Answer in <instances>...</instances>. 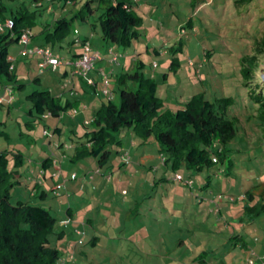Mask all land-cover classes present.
Returning a JSON list of instances; mask_svg holds the SVG:
<instances>
[{
    "label": "rangeland",
    "instance_id": "1",
    "mask_svg": "<svg viewBox=\"0 0 264 264\" xmlns=\"http://www.w3.org/2000/svg\"><path fill=\"white\" fill-rule=\"evenodd\" d=\"M32 1L21 0L27 4ZM85 1L67 5L64 11L63 2L55 0L53 11L40 19L54 21V15L59 14L72 21V15L82 10ZM135 2L143 18L138 28L142 36L126 49L115 48L119 61L123 62V68L110 78V82H115L110 88L115 91L116 103L120 104L122 89L117 84V75L134 72L137 69L135 60L139 64L143 61L145 66L140 70L158 81L165 111L177 112L181 103L202 93L213 103L233 98L235 103L229 109V117L239 121L238 137L229 146L233 168H229L228 161L200 174H192V189L179 186L172 182L174 174L159 165L160 161L150 164L157 165L156 171L140 166L146 149L138 138L134 139L137 141L134 146L133 138L123 132L118 138L125 141L124 159L136 165L127 166V162L117 155L121 146L111 147L113 154L109 166L104 168H100L99 160L95 158L76 166L69 160L71 155L64 157L60 166L69 179L70 200L55 204L50 195L46 202H32L47 207L57 216V229L66 231V237L61 246L55 238L53 242L60 246L67 259L74 258L71 264H250L253 260L255 264H264V217L253 222L243 212L247 205V201H243L246 193L252 191L259 196L264 191V126L259 120L264 108L262 100L256 101L264 97V0ZM50 5L51 2H45V8ZM102 13L103 10H99L88 22L77 20L71 25V35L55 52L65 65L74 52L82 50L80 43H70L92 33L91 48L104 50L101 52L104 54L106 44L101 41L100 26L95 30L92 27ZM42 28L39 25L34 32L39 33ZM12 51L16 62L23 63L21 47L15 45ZM29 66L23 64L20 67L18 86L25 87L18 89L16 86L14 100L8 91L10 82L4 81L0 85V100L4 101L0 105V123L11 135L10 140L0 139V151L8 148L23 150L27 157L37 160L40 151H36L41 146L45 147L42 155L45 160L51 155L59 157L62 151L72 149L73 140L77 142L86 132L96 130L95 126L86 125L82 113L91 95L82 93L77 96L79 99L70 98L79 101L74 106L80 107L76 109L80 114L76 119L70 114L64 115L60 121L64 135L53 138V142L62 143L64 147L56 148L55 143L49 144L50 137L44 136V131L49 126L52 133L58 125L57 120H44L34 128L28 127L27 123L32 121L28 115L32 107L28 96L45 87L58 94L61 89L57 80L64 66L56 74L47 67L44 75L39 74L38 67ZM246 70L251 73L247 74ZM37 77L43 79V87L34 84ZM103 87L101 83L99 93H103ZM96 99L107 101L104 96ZM62 103H68L66 96ZM73 129L76 135L71 133ZM22 131L26 137H21ZM158 145L151 140L147 148L155 150ZM88 163H95L93 169H89ZM9 170H14V162ZM73 172L77 174L76 180L72 179ZM179 174L186 179L191 173L180 170ZM85 181L89 185L83 190L80 186ZM33 187L32 182L27 196H24L25 186L15 188V201L19 197L30 200ZM45 187L48 186L39 190ZM69 207L73 209L72 220L67 214ZM95 235L102 238L99 246L94 250L85 248Z\"/></svg>",
    "mask_w": 264,
    "mask_h": 264
},
{
    "label": "trees",
    "instance_id": "2",
    "mask_svg": "<svg viewBox=\"0 0 264 264\" xmlns=\"http://www.w3.org/2000/svg\"><path fill=\"white\" fill-rule=\"evenodd\" d=\"M58 1L63 2L65 11L67 5L77 4L81 0ZM44 2L45 0H33L27 4L21 0H0V21L13 20L15 23L14 35L16 38L11 39L10 34H0V85L4 81L10 82L11 86L8 91L13 100L19 79H17L16 62L9 61V58L14 54L12 50L19 41V37L25 31L33 30L41 24L39 21L43 19L40 18H44L45 13L49 11V7L39 6ZM135 4V0H86L82 10L72 15V21L59 16V14H55L54 21H44L42 23L43 29L39 35L34 36V40L38 47H49L55 54L57 47L62 45L66 38H69V34L71 35V25L74 22L77 20L88 22L97 11L103 10L99 19L92 25L93 30L98 25L100 26L101 40L109 49H126L142 36L138 28L142 25L143 18ZM91 35L86 36L83 40L79 39L78 41L77 39L70 44L81 43L83 50V46L90 43ZM38 36H41L40 40H38ZM83 54L82 52L76 55L75 60L80 59ZM55 56L58 58L56 54ZM75 60L66 62L73 65ZM41 62H43V58ZM23 64H25L24 61ZM136 65L137 69L134 72L117 75L118 83L122 88L120 90V104H117L112 99L113 97L110 98L111 95L114 96L115 91L109 87L108 93L111 94L108 96L109 100L106 96L108 101L102 102L89 122V125L96 127V130L86 132L84 136L78 138L77 142L72 139L75 149L73 152L62 151V155L59 157L51 155L45 160L42 158L45 147L38 146L37 151H35L37 153L40 151L38 153L39 158L35 160L32 157H27L23 150L8 148L0 151V264H71V261L74 262L71 257L67 259L60 248L61 242L66 237V231L57 229L59 223L57 216L50 209L40 204H31L18 199L15 201L14 199L13 191L20 186L22 179H19L18 175L22 176V173H25L26 176H30L34 163H38L40 171H44L43 176L38 177L41 182L37 184L39 187L45 182L48 185L47 182L56 181L53 170L64 157L70 155L69 160L76 166L95 158L99 160L100 168L108 167L113 154L111 147L121 146L122 148L125 145L124 139L119 140L118 138L120 133L125 132L133 138L132 140L138 138L143 148L158 153L161 159L164 158L163 167L174 175L179 174L180 170H187L191 173L187 179L194 181L192 174H200L217 165L222 166L228 161L230 163L229 168H233L229 146L238 137L239 123L237 118L229 117V109L235 103L234 99L229 97L213 103L206 98L205 93H202L195 95L186 103H181V107L184 104L183 108L180 107L177 112L165 111V100L159 95L158 81L154 77L146 75L144 70H140L145 66L143 61L140 64L137 62ZM173 65L175 64L173 63ZM71 67V71L65 74L66 77L72 75L84 83L83 88L88 87L94 90L93 92L89 90L91 94L96 97L104 96L97 89V86L100 87V84L103 83L102 80L93 76L97 85H89L87 80L75 74V67ZM39 69L40 75H44L48 70ZM48 71L53 72L50 69ZM245 72L251 73L249 70ZM164 78L167 79V75ZM33 82L43 87V79L37 77ZM64 83L65 80H63ZM18 87V89H23L25 86ZM63 90L70 95H65L68 98L66 105L62 103L65 96L63 98L56 97L52 88L48 87H45L44 90L35 91L28 96L32 104L28 110V115L32 119L31 122L27 123L28 127L34 128L36 124L44 120L48 122L51 119L57 120L58 125L52 133L49 131V126L44 131V136L50 137L49 144L55 143L56 148L64 147L62 143L57 145L56 142H53L54 136L57 135L60 138L64 135L60 123L64 115L70 114L72 119H76L79 114L73 107L79 101L70 99L75 97L79 99L77 98L79 94L66 88ZM261 100L264 108V97L256 99L257 102H261ZM3 104L4 102L0 105ZM71 111L76 114L74 115ZM259 120L264 126V111L259 116ZM71 133L77 134L74 129ZM20 134L21 137L26 135L23 131ZM262 135L264 140V134ZM10 138L11 135L7 132L5 125L0 123V139L10 140ZM151 140H155L159 144L155 150L147 148ZM31 148L34 149V147ZM123 153L124 151H117V155L121 157L124 155ZM12 162H14V170L10 171L9 167ZM209 183L211 182L209 181ZM51 189L52 185L50 184L48 190H38L35 195L38 196L40 202H46ZM51 196L54 202L57 201L53 195ZM70 198L66 199L69 200ZM243 201H247V205L243 207V212L253 222L264 217V191L259 196L249 191ZM67 214L73 215L72 207H69ZM54 238L60 241V246L54 244ZM101 240V237L95 235L84 247L94 250L99 246Z\"/></svg>",
    "mask_w": 264,
    "mask_h": 264
},
{
    "label": "clouds",
    "instance_id": "3",
    "mask_svg": "<svg viewBox=\"0 0 264 264\" xmlns=\"http://www.w3.org/2000/svg\"><path fill=\"white\" fill-rule=\"evenodd\" d=\"M45 2H51V3H53V0H45ZM45 2L43 3V4H39V6L41 7H45ZM49 7V12H51V11H53V7H52V4L50 5V6H48ZM42 23H44V22H41V24H39L40 26H42ZM14 29H15V23H14V21L13 20H7V21H5V22H1L0 21V34L1 35H5V34H10L11 35V39H14V38H16L15 37V35H14ZM43 29V28H42ZM40 33V32H39ZM39 33H35L34 32V29L33 30H27V31H25L20 37H19V41L17 42V44H15V45H17V46H20L21 47V51H20V53H21V55L25 58V59H30L31 57H34V56H38V57H41V58H43V56L41 55V54H39V51H49L51 54H52V56H53V58H56V59H59L61 62H62V65L59 67V68H57V69H53L50 65H45V67H44V69H46L47 67H48V69H50V70H52L53 72H57L58 70H60V68H62L63 66H74L75 67V63L79 60V59H76L75 61H74V64L73 65H71V64H68L67 62H66V65L64 64V61L63 60H61L60 58H57L56 56H55V54L53 53V51H52V49L51 48H49V47H46V48H41V47H38V46H33L32 45V42L34 41V36H36V35H39ZM76 34H78L77 32H76ZM79 41V40H78ZM81 44V43H80ZM86 46H89L90 47V49H91V56H93L94 58L97 56V57H99V58H97L96 60H94V68H93V70L89 73V79H91V80H93V84H90V83H88L89 85H92V86H96L97 84L95 83V78H99L100 80H102V85H104V87H103V95H104V97H108V96H110L111 94H109V93H107L106 94V92H108L109 91V87H111L110 85H112V82H110V78H109V76L106 74V73H104L103 71H101V72H99L98 73V77H95V78H93V76H92V73L93 72H95L97 69H96V63L98 62V61H102L103 60V56L100 54V53H93V49L91 48V45H90V43H87L85 46H83V50H82V52L85 54V47ZM109 51V54L111 55V57H110V62H111V64H112V66L114 67V66H116L118 63H119V60H120V56L118 55V52L116 51V49H114V48H111V49H109L108 50ZM83 54V55H84ZM82 58V57H81ZM80 58V59H81ZM9 61H12V62H16V57H15V55L13 54V56H11L10 58H9ZM44 63V58H43V62H41L40 64H39V68H41L42 69V67H41V64H43ZM154 67H157V64H155L154 65ZM80 77H82V76H80ZM83 79H85L84 77H82ZM85 80H87V79H85ZM88 81V80H87ZM111 97H113V95H111L110 96V98ZM113 99V98H112ZM108 100H109V97H108ZM107 100V101H108ZM4 101L3 100H0V104L1 103H3ZM87 125H89V123H87ZM72 149L73 150H75L74 149V147H72ZM71 148H68V150L66 151V152H73V150H72ZM129 154L128 153H126V156H128ZM122 159H123V161H126L127 162V164L126 165H128V164H130L131 163V160H127V159H124V156H122L121 157ZM162 162L164 163V158L162 159ZM54 171V177L56 178V184L54 185V187H53V191L51 192V195H53V197H55L56 198V200H57V202H59V203H62L63 202V200L65 199V197H71L70 196V194H69V191H68V189H67V184H68V182H69V179H67L66 178V174H65V172L62 170V168H61V166H60V164L59 165H57L56 166V168L53 170ZM97 172H100V170H96ZM96 172V173H97ZM74 173V172H73ZM43 174H44V171H40L37 175H36V173H35V171L33 170L31 173H30V181H32L33 182V184H34V187H33V189H32V191L30 192V200L28 199V200H26V199H24V198H17L18 200H23V201H26V202H30L31 204H33V197H35L36 195H35V193H36V191L34 190L35 189V187L36 186H38L37 184L38 183H41L40 182V178L38 179V177H41V176H43ZM18 178L20 179L21 178V175L19 176L18 175ZM72 179H77V174L76 173H74L73 174V176H72ZM106 179L107 180H110V177H106ZM165 182H167V179L166 178H164L163 179ZM172 182H174V184H178L179 186H186V187H188L189 189H192V187H193V185H194V181L193 180H191V179H185L181 174H175L174 175V179L172 180ZM82 183V188H83V190H85L86 189V186L87 185H89V183H88V181H85V182H81ZM23 186H25L26 188H25V191H24V196H27V193L29 192V187H28V184H26V183H23L22 181H21V184H20V186L19 187H23ZM124 194H126V193H124ZM36 200H38V199H36ZM68 217L70 218V220H72L71 219V217L72 216H69L68 215ZM64 225H69V223H65ZM72 258V260H74V258L73 257H71ZM263 259H264V257H263ZM250 264H255V261L253 260V261H251L250 262Z\"/></svg>",
    "mask_w": 264,
    "mask_h": 264
},
{
    "label": "crops",
    "instance_id": "4",
    "mask_svg": "<svg viewBox=\"0 0 264 264\" xmlns=\"http://www.w3.org/2000/svg\"><path fill=\"white\" fill-rule=\"evenodd\" d=\"M55 16V15H54ZM57 16V15H56ZM41 32V31H40ZM76 32L77 31H75V34H76ZM79 34V33H78ZM78 34H76V35H78ZM94 34V33H93ZM92 34V35H93ZM91 35V36H92ZM86 37H83V38H78V40L79 39H81V40H83V39H85ZM102 41V40H101ZM32 45L33 46H37L36 45V41L34 40L33 42H32ZM111 48V47H110ZM103 49H105V52H104V54H102L103 52L102 51H104V50H99V49H93V53H100L102 56H103V60L102 61H98L97 63H96V71L95 72H93L92 73V76H95V77H98V73L99 72H101V71H103L104 73H106L108 76H110L109 78H111V77H113L114 76V72L115 71H117V70H119L120 71V69L121 68H123V62L122 61H119V63L116 65V66H112V64H111V62H110V57H111V55L109 54V55H107L106 54V52H108L109 53V47H107L106 45L104 46V48ZM115 49V48H114ZM117 49V48H116ZM119 51H120V49H119ZM102 52V53H101ZM80 53H82V50H79L78 52L76 51V52H74L73 53V55H72V57L71 58H68L66 61H73V60H75V56L76 55H79ZM41 60H42V58L41 57H38V56H34V57H31L30 59H24V63L25 64H30V66L29 67H31V66H36V67H38V64H40L41 63ZM26 61V62H25ZM20 62V61H19ZM19 62H16V72L19 74V70H20V67H21V65H23V63H19ZM120 62H122V63H120ZM135 62L137 63V61L135 60ZM18 65V66H17ZM20 66V67H19ZM71 66H69V67H64L63 68V70H62V72H61V76H60V78L57 80V85H59V88L61 89V91L58 93V94H56V92L55 91H53V93L56 95V97L58 96V98H63V96H70L69 94H67V93H65V91L63 90V89H67V90H69V91H71V92H76L77 94H79L80 96H82V93L83 94H85V95H87V94H90L91 95V97L89 98V100H88V102H86V104H85V106H84V108H82V113L84 114L83 116L85 117L84 119H85V123L87 124V123H89L91 120H92V118H93V115H94V113L100 108L99 106H98V103H100V104H102V102L100 101V100H98V99H96L97 97L94 95V94H91L90 93V91L92 90L91 88H83L84 87V83L80 80V79H78V78H76V77H73L72 75V77L71 76H69V75H67V77H66V75L65 74H68V71H71ZM23 69H25V68H23ZM59 71H61V70H58L57 72H55V74L56 73H58ZM120 73H122V72H120ZM120 73H119V75H120ZM125 73V72H124ZM146 74V73H145ZM147 75V74H146ZM149 76V75H148ZM150 77H153L152 75H150ZM71 78V79H70ZM70 79V80H69ZM63 80H65V83L63 84ZM69 81H70V84H69ZM114 84H115V82H114V80H112V86H114ZM117 84H119L118 83V76H117ZM63 85V86H62ZM97 89H99V85L97 86ZM112 89V88H111ZM81 90V91H80ZM90 90V91H89ZM94 90H92V92H93ZM85 97V96H84ZM84 97H83V101H84ZM94 98V99H93ZM91 99H93V101L90 103V100ZM113 99H114V101H116V94L114 93V96H113ZM74 108H75V110L77 109V108H80L79 106H73ZM79 114H80V112H78ZM90 113L92 114V115H90ZM79 114H78V116H79ZM77 116V117H78ZM76 117V118H77ZM129 137H131V136H129ZM128 137V138H129ZM133 141V145L135 146V140H132ZM126 147V145H124L121 149H120V151H124L125 149H127V148H125ZM44 150V149H43ZM154 151H149L148 149H146L145 150V154L141 157V159H140V161H139V165L140 166H142L144 169H145V167H147L146 169H148V168H150V170L151 171H156V169H157V165H154V166H151L150 164H156L157 163V160L158 161H160V164L159 165H161V166H163V162H162V159H161V156L160 155H158V153H155ZM87 164V163H86ZM88 164H90L91 166V168H89V169H93V166H94V164L95 163H88ZM131 165H136L135 163L133 164V161H131V163H130ZM129 164V165H130ZM129 165H127V166H129ZM159 168V167H158ZM113 169V168H112ZM33 170L35 171V173H36V175L40 172V165L38 164V163H34V168H33ZM67 175V174H66ZM21 181L23 182V183H26V184H28V187L30 188L31 187V185H32V181H30V176L28 175V176H26V174L25 173H22V176H21ZM51 185H52V189H51V191L50 192H52L53 191V187H54V185L56 184V181L54 180V182H49ZM48 182H47V186L48 187H45V188H43L44 190H48V188H49V186H50V184H49ZM44 185H46V182L42 185V186H44ZM42 186H37V187H35V191H37L38 192V190L39 189H41V187ZM70 186L67 184V189H68V191L70 192L71 190H70ZM80 188H82V183H81V186H80ZM51 195V194H50ZM52 197V196H51ZM66 198H68V197H65V199ZM33 199L34 200H36V199H38L39 200V198H38V196L36 195L35 197H33ZM51 200H52V202L53 203H55V204H57V201H53V199L52 198H50ZM47 200V199H46ZM70 200V199H69ZM64 205V204H63ZM62 205V206H63ZM62 210V207H61V209L60 210H58V212H60Z\"/></svg>",
    "mask_w": 264,
    "mask_h": 264
},
{
    "label": "built area",
    "instance_id": "5",
    "mask_svg": "<svg viewBox=\"0 0 264 264\" xmlns=\"http://www.w3.org/2000/svg\"><path fill=\"white\" fill-rule=\"evenodd\" d=\"M44 58V63L41 64V67L44 68L45 65H50L54 70L59 68L62 65V62L59 59L53 58L52 54L47 51H39ZM99 57L91 56V49L89 46L85 47V54L75 63V74L84 77L88 80L90 84H93V80L89 79V73L94 68V60ZM108 92H106L107 94Z\"/></svg>",
    "mask_w": 264,
    "mask_h": 264
},
{
    "label": "water",
    "instance_id": "6",
    "mask_svg": "<svg viewBox=\"0 0 264 264\" xmlns=\"http://www.w3.org/2000/svg\"><path fill=\"white\" fill-rule=\"evenodd\" d=\"M264 77V76H263Z\"/></svg>",
    "mask_w": 264,
    "mask_h": 264
}]
</instances>
